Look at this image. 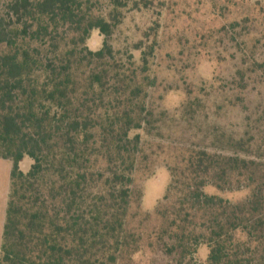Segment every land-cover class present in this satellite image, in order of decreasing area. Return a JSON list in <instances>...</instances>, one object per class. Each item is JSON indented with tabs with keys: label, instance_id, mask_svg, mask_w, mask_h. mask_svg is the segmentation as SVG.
<instances>
[{
	"label": "trees",
	"instance_id": "16d2710c",
	"mask_svg": "<svg viewBox=\"0 0 264 264\" xmlns=\"http://www.w3.org/2000/svg\"><path fill=\"white\" fill-rule=\"evenodd\" d=\"M169 4L0 0V158L11 162L0 264H130L145 251L169 264H264L263 19L255 28L244 17L222 29L233 73L216 91L210 86L213 106L238 108L242 120L233 131L208 121L203 133L208 89L187 90L172 110L150 101ZM146 11L155 20L114 48L127 16ZM238 27L245 39L237 43ZM92 30L102 37L96 50L86 46ZM180 125L189 138L175 137ZM153 140L170 149L153 150ZM162 152L165 193L152 213L137 214L136 177L151 175ZM25 156L31 164L22 172ZM234 191L246 195L217 194Z\"/></svg>",
	"mask_w": 264,
	"mask_h": 264
},
{
	"label": "rangeland",
	"instance_id": "374dc122",
	"mask_svg": "<svg viewBox=\"0 0 264 264\" xmlns=\"http://www.w3.org/2000/svg\"><path fill=\"white\" fill-rule=\"evenodd\" d=\"M261 8L264 15V0H170L168 13L165 14L163 11L161 18L166 36L162 38V47L158 50L155 61L152 62L151 71H153L156 80L154 88L149 93L151 104H154L155 107L172 110L185 100L187 90H191L195 94L202 87L211 91V96L204 101L206 106L203 109L208 114V120L203 119V116L200 117V120L205 122L203 126H200L202 132L204 133L208 121L215 122L222 129L233 131L242 120L240 110L223 106L215 113L213 105H216L214 103L216 99L212 98L215 97L214 91H216L218 81L233 73L234 61L228 57L231 50L222 52V48L229 43L226 41L229 34L227 35L222 29L231 22L239 21L244 17L249 18L254 28L258 26L260 19H263L262 24H264V17L261 18L260 14ZM153 20H155V16L150 11L128 15L111 38L113 47L118 48L121 44H129L137 40L141 32H144ZM235 33L241 34L237 43L245 39V35L243 36L239 27L234 29L233 34ZM207 37H212L213 41L219 40L220 46H211L206 43H213V41H207ZM101 40L102 37L98 31L92 30L86 40V46L90 50H96L100 47ZM134 56L138 57L137 51ZM237 56L239 55H235L236 61H238ZM217 99L221 100V96L219 95ZM251 99L255 100V96L252 95ZM262 100L264 104V97ZM248 101L250 102L249 99ZM254 103L250 102L249 104L253 105ZM200 124L202 125V123ZM185 128L186 125L177 127L175 137L179 139L181 132H184L183 136L189 138L188 134H191V131L185 130ZM181 143L184 144L182 141ZM158 146L167 150L170 149L171 144L165 140L161 141V144L160 141L153 140V150H156ZM163 152L151 164L150 169L153 172L151 175L145 178L143 176L136 177V185L142 192L139 208L132 209L133 212L137 211V214L152 213L156 203L165 193L169 177L165 168L167 158L164 157L168 154ZM30 164L31 160L25 156L19 162V169L26 172ZM206 190L209 193H215L212 188ZM217 194L232 201H238L246 195V191ZM138 219V215L134 216L131 224H136ZM148 226H151V223H148ZM206 254L205 246L199 247L196 253L197 260L202 263ZM130 264H169V262L155 252L145 251L134 255Z\"/></svg>",
	"mask_w": 264,
	"mask_h": 264
},
{
	"label": "crops",
	"instance_id": "0c3cea01",
	"mask_svg": "<svg viewBox=\"0 0 264 264\" xmlns=\"http://www.w3.org/2000/svg\"><path fill=\"white\" fill-rule=\"evenodd\" d=\"M11 162L0 158V245L2 238V227L5 216V208L10 183Z\"/></svg>",
	"mask_w": 264,
	"mask_h": 264
}]
</instances>
